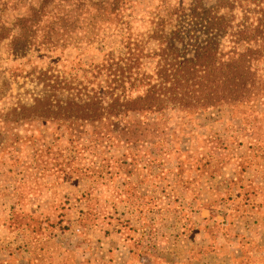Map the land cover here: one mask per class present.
I'll list each match as a JSON object with an SVG mask.
<instances>
[{
	"label": "rangeland",
	"instance_id": "rangeland-1",
	"mask_svg": "<svg viewBox=\"0 0 264 264\" xmlns=\"http://www.w3.org/2000/svg\"><path fill=\"white\" fill-rule=\"evenodd\" d=\"M194 1L0 0V26L7 28L0 43L2 249L12 246L13 229L15 239L29 236L39 241L29 249L39 263L47 264L45 247L57 250L55 245L61 244L85 250L91 247L93 230L114 236L112 232L136 231L148 246L158 237L176 257L177 242L187 253V238L214 239L219 234L218 219L204 234L193 230L192 215L202 209L205 198L211 200L205 205L214 213H222L231 202L239 212L250 204L258 186L264 188V175L252 172L259 157L264 159L262 95L195 114L168 112L174 143L166 148L97 144L91 142L96 136L90 125L83 126L78 142L71 143L66 122L13 119V108L32 103L41 88L35 74H29L34 68L71 70L79 59L99 61L102 52L119 48L122 28L147 34L154 22ZM214 1L204 0L207 5ZM27 14H32L31 20L23 32L17 19ZM19 33L27 34L32 43L24 53L9 45ZM262 69L264 74V65ZM233 173L238 181L231 185L242 187L241 200L225 187ZM6 235L7 244L2 241ZM259 251L253 264H264V247Z\"/></svg>",
	"mask_w": 264,
	"mask_h": 264
},
{
	"label": "trees",
	"instance_id": "trees-1",
	"mask_svg": "<svg viewBox=\"0 0 264 264\" xmlns=\"http://www.w3.org/2000/svg\"><path fill=\"white\" fill-rule=\"evenodd\" d=\"M31 15L17 19L23 32ZM154 23L147 34L122 28L119 48L99 61L79 59L72 71L34 68L29 74L41 88L32 103L13 108V119L66 122L71 143L90 125L97 144L166 148L174 143L168 112L195 114L264 96V0H195ZM6 29L0 26V43ZM9 45L24 53L32 43L19 33Z\"/></svg>",
	"mask_w": 264,
	"mask_h": 264
},
{
	"label": "crops",
	"instance_id": "crops-1",
	"mask_svg": "<svg viewBox=\"0 0 264 264\" xmlns=\"http://www.w3.org/2000/svg\"><path fill=\"white\" fill-rule=\"evenodd\" d=\"M252 172L260 177L264 175L262 156L259 157L257 166L252 169ZM237 175L233 173L234 177L225 179L224 183L229 195L241 200L243 198V196L241 197L242 187L237 184L236 186L231 185L234 181H238ZM258 188L253 193L250 204L246 205V208L241 207L239 212L232 209L234 203L231 202L222 210V213L218 212L220 210L214 213L212 207L205 205L211 200L205 198L202 209L192 215L193 230L194 232L200 230L204 234L206 226L218 219L219 234L214 239L198 240L199 236H195V234L194 238H187L189 247H191L187 253L183 246L180 247V242H177L176 257L171 256L169 248L158 237L155 238L158 241L151 237L156 242L150 246L156 248L154 251H150L146 237L142 238L136 231L133 233L129 230L130 232H126L127 235L112 232V234H116L114 236L108 232L104 234L93 230L92 240L88 242L91 243V247L88 248L90 250L78 247L73 250L71 246L67 248L61 244H54L57 246V250L52 248L53 250L47 251V247L43 251L41 250L42 253L46 252V257L49 260L43 259L48 262L47 264H253L259 258V248L264 247V241L260 243V240H264V188L260 186ZM55 233L53 241L58 239ZM13 236V240L10 241L13 243L12 246H4L2 249L0 243V264H41L37 261L34 251L29 249L35 248V244L39 241L32 240L33 238L29 236L27 238L25 236L26 239L22 240L15 239L17 236L12 229L10 237ZM3 237L2 241L7 244L9 242L6 239L8 235ZM41 239L42 237L39 236V240ZM198 245L200 248L196 249ZM208 248L211 250L209 251ZM145 253L148 254L149 261L147 263L142 260Z\"/></svg>",
	"mask_w": 264,
	"mask_h": 264
}]
</instances>
